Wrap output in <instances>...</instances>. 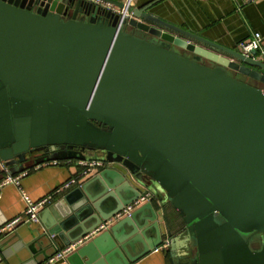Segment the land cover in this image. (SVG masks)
Listing matches in <instances>:
<instances>
[{
  "label": "water",
  "instance_id": "water-1",
  "mask_svg": "<svg viewBox=\"0 0 264 264\" xmlns=\"http://www.w3.org/2000/svg\"><path fill=\"white\" fill-rule=\"evenodd\" d=\"M150 7L121 19L86 0H0V181L94 152L110 166L93 195L68 194L44 232L26 224L2 239L1 257L28 251L21 263L45 264L154 186L179 212L181 237L150 202L68 262L134 264L169 245L175 264H264L261 51L224 47Z\"/></svg>",
  "mask_w": 264,
  "mask_h": 264
},
{
  "label": "crops",
  "instance_id": "crops-1",
  "mask_svg": "<svg viewBox=\"0 0 264 264\" xmlns=\"http://www.w3.org/2000/svg\"><path fill=\"white\" fill-rule=\"evenodd\" d=\"M116 1L124 3L126 0ZM131 6L133 8L151 6L150 12L155 16L227 48L238 49L241 43L250 41L254 33H260L264 37V0H133ZM87 156L91 160H103L105 158L103 155L97 154ZM82 161L45 163L28 171V175L21 179L20 189L15 185L2 188L0 191V223L24 215L26 202L22 194L27 195L33 202H38L55 194L54 207L52 205L43 209L40 214V222L31 225L32 230L42 233L45 226L56 218L55 215L61 209L67 208L66 198L68 194L82 186H88V193L93 195L99 188L98 182H94V180L104 170L110 168L106 161H104L101 168H97L89 177L82 179L78 186H74L70 190H64L63 188L69 179L79 174ZM147 191L155 197L151 203L157 212L158 223L164 225L174 236L181 237L184 222L179 212L170 204H163L159 201L155 192L160 193V191L156 187L151 186ZM118 221H115L109 228ZM25 226L26 224L20 225L15 231L21 230ZM109 228L90 238L79 248ZM24 231H27V229ZM178 244L180 245L175 254L180 256L184 253V250L181 243ZM22 253H25L27 258L29 257L28 251ZM27 258H18L17 255H14L5 259L0 256V264H23L21 263L22 260ZM53 264L70 263L66 259ZM134 264H175V261L171 256L170 246L168 245L160 247L158 252L152 251Z\"/></svg>",
  "mask_w": 264,
  "mask_h": 264
},
{
  "label": "built area",
  "instance_id": "built-area-1",
  "mask_svg": "<svg viewBox=\"0 0 264 264\" xmlns=\"http://www.w3.org/2000/svg\"><path fill=\"white\" fill-rule=\"evenodd\" d=\"M90 3L95 5H102L108 9L114 10V12L121 16V19H130L132 18V14L129 12V8L132 7L131 3L133 0H126L123 4V8H116L111 4L105 3L102 0H86ZM240 51L244 54H249L252 50L261 51V57L264 58V37L260 33H254L252 39L248 42H243L239 45ZM81 169L77 176L72 177L69 179L63 186L64 190H70L74 186H78L80 181L84 178L89 177L94 170L97 168H101L104 165V159H93L89 161H82ZM28 175V171L19 173L17 175H10L8 172L5 173V177L2 181H0V191L2 188L8 185H15L20 189L21 186V179ZM23 198L26 202V210L23 216L17 217L11 221H8L5 225L0 227V241L13 233L18 226L23 224H37L40 222V214L41 211L45 208H48L54 204V195L52 194L38 202H33L27 195L22 194ZM154 195L148 191L144 194H141L140 198L137 199L135 202L130 204L129 206L125 207L120 213L114 216L109 221L100 225L97 229L91 232L85 238L77 241L70 247H67L65 250L59 252L57 255L52 257L46 264H53L58 261L66 260L69 255L75 252L79 247L88 241L90 238L94 237L95 235L99 234L101 231L109 228L115 221H118L126 216H130L137 208L141 205L146 203H150L154 200ZM160 250L157 249L155 252Z\"/></svg>",
  "mask_w": 264,
  "mask_h": 264
},
{
  "label": "flooded vegetation",
  "instance_id": "flooded-vegetation-1",
  "mask_svg": "<svg viewBox=\"0 0 264 264\" xmlns=\"http://www.w3.org/2000/svg\"><path fill=\"white\" fill-rule=\"evenodd\" d=\"M99 153H101V152H99ZM43 153H41V155H42ZM93 154H97L96 152H94ZM102 154V153H101ZM36 156L37 155H40L39 153H36L35 154ZM103 156H104V154H103ZM254 240L255 241H257L256 242V246L259 248L260 247V245H264V235L263 234H259L257 237H255L254 238ZM192 250H193V248H192ZM191 254H192V251H191ZM179 259V258H178ZM182 261H184L183 259H182ZM185 262H186V259H185Z\"/></svg>",
  "mask_w": 264,
  "mask_h": 264
},
{
  "label": "rangeland",
  "instance_id": "rangeland-1",
  "mask_svg": "<svg viewBox=\"0 0 264 264\" xmlns=\"http://www.w3.org/2000/svg\"><path fill=\"white\" fill-rule=\"evenodd\" d=\"M97 153V155H102L101 153H99V152H96Z\"/></svg>",
  "mask_w": 264,
  "mask_h": 264
}]
</instances>
